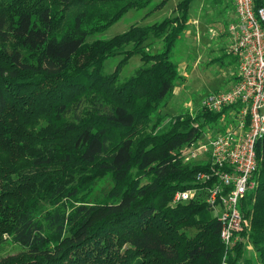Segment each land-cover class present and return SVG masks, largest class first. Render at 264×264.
<instances>
[{
	"label": "trees",
	"instance_id": "16d2710c",
	"mask_svg": "<svg viewBox=\"0 0 264 264\" xmlns=\"http://www.w3.org/2000/svg\"><path fill=\"white\" fill-rule=\"evenodd\" d=\"M195 1L182 0L161 22L89 42L156 0H0V251L20 249L0 264L242 261L246 245L227 250L207 191L170 205L177 192L202 187L197 176L207 170L184 164L180 150L222 116L201 108L157 131L182 78L173 56ZM152 37L163 42L158 52L146 47ZM134 56L142 65L122 78ZM256 152L241 236L264 264V137Z\"/></svg>",
	"mask_w": 264,
	"mask_h": 264
},
{
	"label": "built area",
	"instance_id": "2783aa9c",
	"mask_svg": "<svg viewBox=\"0 0 264 264\" xmlns=\"http://www.w3.org/2000/svg\"><path fill=\"white\" fill-rule=\"evenodd\" d=\"M255 1L233 0L229 52L238 61L237 81L225 91L209 94L201 104L209 112L222 113L221 121L229 124L226 131L180 150L184 164L207 168L197 176L206 186L179 191L172 201L173 205L187 204L207 191L206 203L222 225L227 250L248 241L241 236L249 229L242 203L255 188L256 145L264 137V5L256 8ZM208 183L212 186L207 187Z\"/></svg>",
	"mask_w": 264,
	"mask_h": 264
},
{
	"label": "rangeland",
	"instance_id": "374dc122",
	"mask_svg": "<svg viewBox=\"0 0 264 264\" xmlns=\"http://www.w3.org/2000/svg\"><path fill=\"white\" fill-rule=\"evenodd\" d=\"M160 1L156 0L148 9L130 11L104 33L91 36L89 42L109 40L126 32L133 25L149 26L161 22L166 17L176 15L177 5L182 0H170L163 10L146 16L147 12ZM233 7L235 8L232 0H196L192 5L189 28L181 37L173 56L179 66L182 78L175 94L162 111L161 117H163V121L157 131L167 130L173 119L180 114L190 113L196 116L206 96L216 91L227 90L230 84V77L233 78L232 80H237L239 73L238 61L229 52V46L232 42L229 27L233 21ZM162 43V40L152 37L146 43V47H148L149 51L158 52L162 48ZM121 59L122 56H117L106 61L105 73H113ZM228 60L232 61V63L234 60L236 65L228 67ZM195 61L199 62V64L196 65ZM141 65V58L134 56L123 68L121 77L131 76ZM228 125L220 121L218 126L205 129L197 144L205 142L208 137L213 138L225 132ZM101 184L103 185V183ZM99 188L97 187V189ZM170 205L172 206L173 203L171 202ZM208 216L202 215L201 218L205 219ZM193 234H195V231L189 232L190 236H193ZM244 243L246 245L245 255L239 264H244L245 260L251 261L252 264H261L260 256L254 250L251 242L245 240ZM18 252H20L19 247L7 245L0 251V258L14 255Z\"/></svg>",
	"mask_w": 264,
	"mask_h": 264
},
{
	"label": "crops",
	"instance_id": "0c3cea01",
	"mask_svg": "<svg viewBox=\"0 0 264 264\" xmlns=\"http://www.w3.org/2000/svg\"><path fill=\"white\" fill-rule=\"evenodd\" d=\"M179 3H180V2H179ZM179 3H178V4H179ZM167 5H168V4H167ZM167 5H166V6H167ZM154 6H155V5H154ZM166 6H164V8H165ZM164 8H163V9H164ZM152 9H153V8H151V10H152ZM163 9H161V10H163ZM151 10H150V11H151ZM233 10H234V16L232 17V19H235V8H234V7H233ZM159 11H160V10H159ZM148 12H149V11H148ZM148 12H147V13H148ZM166 18H167V17H166ZM229 47H230V46H229ZM230 57H231V56H230ZM234 58H235V57H234ZM230 62H231V63H230ZM195 63H196V65L199 64V62H197V61H195ZM227 63H228V64H227L228 67H233V66L236 65L235 62H234V60H233V63H232V61H230V60H228ZM230 64H231V65H230ZM238 71H239V68H238ZM180 74H181V73H180ZM181 75H182V74H181ZM237 76H238V75H237ZM232 79H233V78L230 77V84H229V87H228V88H230V87H231V86L237 81V80H232ZM176 89H177V87H176ZM176 89H175V91H176ZM174 94H175V92H174Z\"/></svg>",
	"mask_w": 264,
	"mask_h": 264
}]
</instances>
